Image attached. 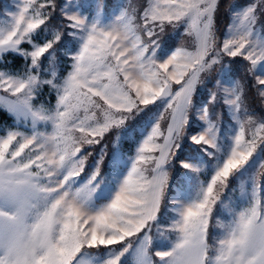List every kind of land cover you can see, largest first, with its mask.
Listing matches in <instances>:
<instances>
[{"label":"snow or ice","instance_id":"obj_1","mask_svg":"<svg viewBox=\"0 0 264 264\" xmlns=\"http://www.w3.org/2000/svg\"><path fill=\"white\" fill-rule=\"evenodd\" d=\"M108 7L0 9V264H264V0Z\"/></svg>","mask_w":264,"mask_h":264},{"label":"trees","instance_id":"obj_2","mask_svg":"<svg viewBox=\"0 0 264 264\" xmlns=\"http://www.w3.org/2000/svg\"><path fill=\"white\" fill-rule=\"evenodd\" d=\"M106 2L109 5V3L111 2V0H106ZM146 3H147V0H139V2H136V0H130V1L128 0L127 2L126 1L121 2V4H123L125 6L130 5L131 7H134V5H135V7H137L138 10H141V6L142 5H145ZM222 25H223V21H221V26ZM181 41H183L186 45L190 43V41L185 40L183 37L177 36L176 37V43L179 44ZM9 59H11V58H9ZM20 63H21V61H19L18 59L17 60H14V61H12V66L13 67H18L20 65ZM233 68L236 69L237 66H233ZM215 75H216V73H213V76H215ZM234 78H236V79H243L244 78V72H243V70H237L235 72ZM213 83H214V81H213ZM208 90L210 91L212 89L209 88ZM249 96L250 97H254V92H249ZM253 106L254 107L256 106L255 105V102H253ZM217 110L219 111V109H217ZM0 121H4L6 123H11V121L10 120H7L6 118L5 119H0ZM123 146H124L123 149H125L126 148L125 145H123ZM126 146H127V144H126Z\"/></svg>","mask_w":264,"mask_h":264},{"label":"rangeland","instance_id":"obj_3","mask_svg":"<svg viewBox=\"0 0 264 264\" xmlns=\"http://www.w3.org/2000/svg\"><path fill=\"white\" fill-rule=\"evenodd\" d=\"M123 1H128V0H119V2L121 3V2H123ZM130 1V0H129ZM136 2H139V0H136ZM236 2L237 3H239L240 2V0H236ZM12 3V0H0V9H3L4 8V6L5 5H9V4H11ZM115 3H117V0H111V2L109 3V7H108V9H107V12H108V14H111V12H112V5L113 4H115ZM134 7H135V5H134ZM135 8H137V7H135ZM54 100V99H53ZM218 111V110H217ZM2 123H6V122H4V121H0V124H2ZM115 139V133H113V134H111V135H109V136H107L106 137V140H105V143H107L108 144V148H109V151H111V148H112V141ZM124 147V146H123ZM123 147H122V151H124V152H128V146H126V144H125V149H123ZM207 159V158H206ZM202 178H204V177H202ZM238 183H239V181H237L236 182V185H234V186H237L238 185ZM237 195H238V193H237Z\"/></svg>","mask_w":264,"mask_h":264}]
</instances>
